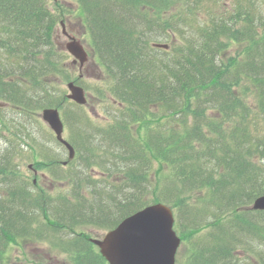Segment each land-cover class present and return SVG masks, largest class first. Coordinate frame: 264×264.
<instances>
[{"label":"trees","instance_id":"obj_1","mask_svg":"<svg viewBox=\"0 0 264 264\" xmlns=\"http://www.w3.org/2000/svg\"><path fill=\"white\" fill-rule=\"evenodd\" d=\"M76 3L106 72L90 85L101 121L66 98L64 83H85L53 40L56 9L0 0V264L21 239L101 264L86 228L153 202L173 208L184 264H264V210L249 207L264 194V0ZM232 45L243 49L228 56ZM46 107L60 109L72 160L51 146L67 153L40 118ZM30 154L65 185L38 189L17 161Z\"/></svg>","mask_w":264,"mask_h":264},{"label":"rangeland","instance_id":"obj_2","mask_svg":"<svg viewBox=\"0 0 264 264\" xmlns=\"http://www.w3.org/2000/svg\"><path fill=\"white\" fill-rule=\"evenodd\" d=\"M45 1L47 2L48 8L52 12L54 11V8L56 9V12H58V15H56V23L52 28L53 40L56 45L61 47L63 50H66V44L71 40L69 35H73L80 40L84 47L87 56L86 60L80 65L82 66L80 69L77 65H74L71 79H74L77 76L82 78L85 84L80 85L85 87L86 98L88 100L86 104L87 109L94 116H99L101 121L104 118L103 115L105 114V104L101 102L103 101L102 96L99 93H96L90 85L94 83L103 84L106 79V72L103 71L102 64L98 61L92 48L91 37L85 24L83 12L78 7L76 0ZM65 33H68L69 35ZM242 49L243 46L237 47L232 45L225 52L228 56H235L237 52H241ZM72 59L73 58L70 54V60ZM247 81L248 80L245 79L239 85L242 93L241 97L247 102L249 101L251 104H254L256 101L255 95H253L251 91L248 92V87H242V85L248 86ZM57 84L62 85L63 83L58 80ZM63 87L67 92L68 89L66 88V83L63 84ZM64 136H66V132L64 133ZM51 146L55 149L56 153H58L57 150L60 151V153L63 154V157L67 155L66 151H63L56 144H51ZM4 147L5 142L3 139H0V149ZM17 157V161L19 160V168L22 173L31 179H37L39 184L38 189L43 191L53 190V192H55L56 188H62L65 185V183L55 182L47 170L38 168L35 164L36 159L34 155L30 154L28 157ZM30 166L32 167L30 168ZM156 168L157 164L155 163V171L153 173L155 178ZM33 170H36V174ZM86 229L92 234V236L94 235L98 237L102 236L106 232V229L99 227H88ZM75 239L78 240V238ZM89 249L95 255L93 249ZM186 251V246L181 241L177 249L176 264H184L183 255H185ZM5 260V264H73V259L68 253H64L60 249H54L53 244L50 242L36 239H21L19 243L10 245L6 251Z\"/></svg>","mask_w":264,"mask_h":264},{"label":"water","instance_id":"obj_3","mask_svg":"<svg viewBox=\"0 0 264 264\" xmlns=\"http://www.w3.org/2000/svg\"><path fill=\"white\" fill-rule=\"evenodd\" d=\"M167 47L166 44H157ZM82 64L86 60L83 46L76 40L66 44ZM67 97L78 104H85L84 88L70 81ZM42 119L47 122L73 158L74 149L63 137V122L57 108H44ZM253 209H264V194L255 198ZM172 209L162 202L152 203L125 217L115 228L109 230L101 239H93L100 247L102 255L109 264H175V255L180 238L173 228Z\"/></svg>","mask_w":264,"mask_h":264},{"label":"bare ground","instance_id":"obj_4","mask_svg":"<svg viewBox=\"0 0 264 264\" xmlns=\"http://www.w3.org/2000/svg\"><path fill=\"white\" fill-rule=\"evenodd\" d=\"M67 156H68V152H67ZM74 157H75V149H74ZM34 171V173L36 174V170H33ZM31 179V178H30ZM33 180V182L35 183V182H37V179H32Z\"/></svg>","mask_w":264,"mask_h":264}]
</instances>
